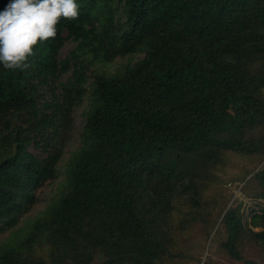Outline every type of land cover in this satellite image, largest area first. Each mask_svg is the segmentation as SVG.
<instances>
[{"label":"trees","instance_id":"trees-1","mask_svg":"<svg viewBox=\"0 0 264 264\" xmlns=\"http://www.w3.org/2000/svg\"><path fill=\"white\" fill-rule=\"evenodd\" d=\"M76 2L79 18L61 19L28 68L0 65V233L56 178L52 133L68 127L60 108L85 100L81 146L64 166L60 192L21 244L0 246V264H160L189 225L174 215L196 211L226 153L264 158V0ZM8 3L0 0V10ZM66 40L73 46L57 59ZM134 54L119 73L85 84L93 63ZM64 72L65 102L51 115L38 106L37 88ZM253 178L264 200V170ZM220 223L225 255L257 264L236 249V207ZM249 226L259 228L248 234L264 250V213ZM37 243L49 246L45 257L20 254Z\"/></svg>","mask_w":264,"mask_h":264},{"label":"rangeland","instance_id":"rangeland-1","mask_svg":"<svg viewBox=\"0 0 264 264\" xmlns=\"http://www.w3.org/2000/svg\"><path fill=\"white\" fill-rule=\"evenodd\" d=\"M72 46V42L64 41L57 52V59H62ZM139 57V54H134L131 57H115L106 64L93 63L85 72L87 79L85 84H89L99 73H119L126 64H132ZM68 75V72H64L55 79H49L38 86L37 102L41 110L51 115H60L57 105L65 101L58 83ZM84 105L85 100L83 99L78 105L72 104L64 107L63 110L60 108L62 112L67 111L68 127L58 128L52 133V144L60 151L56 178L46 180L39 185L35 191V201L31 209L22 215L15 227L0 233V246L21 244L33 217L52 202L60 192L64 166L71 154L81 146L80 132ZM28 150L31 153L39 151L31 145L28 146ZM224 158L223 167L213 173V179L218 182L207 186L204 190L203 201L199 202L196 211L192 212L190 208L184 207L174 215L179 219L187 220L189 225H186L185 232L178 234L182 239L177 241L160 264H243L242 261L226 256L219 245L225 237L220 219L229 207H236L243 224V231L236 241L237 251L244 259H252L257 264H264V250L257 247L248 234L250 229H259L258 227L250 228V216L254 213H264V200L258 196L260 188L257 179L253 178L256 171L264 170V158L260 155H240L234 152H227ZM218 189L220 195L211 202L205 201L207 197L218 193ZM48 248L49 246L43 243L32 244L29 250H20L22 251L20 254L23 256L28 254L29 259L45 257Z\"/></svg>","mask_w":264,"mask_h":264},{"label":"clouds","instance_id":"clouds-1","mask_svg":"<svg viewBox=\"0 0 264 264\" xmlns=\"http://www.w3.org/2000/svg\"><path fill=\"white\" fill-rule=\"evenodd\" d=\"M79 15L76 0H9L0 10V65L13 71L28 68L35 46L55 39L60 20Z\"/></svg>","mask_w":264,"mask_h":264}]
</instances>
